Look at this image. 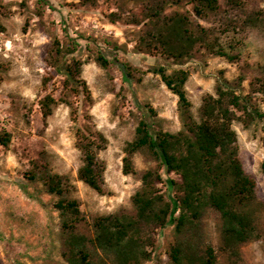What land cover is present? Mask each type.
Instances as JSON below:
<instances>
[{"label":"rangeland","instance_id":"1","mask_svg":"<svg viewBox=\"0 0 264 264\" xmlns=\"http://www.w3.org/2000/svg\"><path fill=\"white\" fill-rule=\"evenodd\" d=\"M217 9L205 19L192 16L209 28L223 45L235 44L240 60L203 54L179 66L157 54L134 48L141 25L130 20L140 17L143 5L134 0H97L84 6L78 0H0V130L10 133L6 146L0 145V264H67L62 257V235L54 195L45 192L40 180L31 181L27 172L49 169L66 177L70 195L77 199L87 222L99 215L133 213L131 196L140 186V175L156 162L140 153L133 156L135 175L122 172L125 143L134 136L142 109L152 107L165 131L181 128L178 98L158 74L148 71L164 66L168 72L182 67L189 72L185 83L190 112L196 119L206 93H213L220 71L233 80L245 70L243 92L249 90L254 67L264 62V0H216ZM190 0L178 9L191 11ZM2 12L4 13L2 15ZM111 13L117 17L111 18ZM58 40L73 45L66 58L81 62L79 76H65L50 67L48 49ZM114 45L117 48H114ZM129 65L126 78L118 62L105 68L94 61L97 53ZM79 81H84L87 91ZM50 95L51 114L44 120L41 101ZM264 112V97L257 95ZM239 156L247 173L257 182V195L263 206L256 216V235L242 244L240 259L220 250L217 214L209 211L203 219L204 231L216 248V264H264V119L244 127L233 122ZM101 135V138L97 136ZM95 135L103 145L96 153L100 164L102 191L77 179L82 153L79 138ZM160 171L162 169L160 168ZM168 179L179 181L173 173L159 184L170 189ZM79 230L88 233V224ZM173 241L172 223L155 230L150 260L143 264H168Z\"/></svg>","mask_w":264,"mask_h":264},{"label":"trees","instance_id":"2","mask_svg":"<svg viewBox=\"0 0 264 264\" xmlns=\"http://www.w3.org/2000/svg\"><path fill=\"white\" fill-rule=\"evenodd\" d=\"M78 1L84 6L97 3V0ZM134 1L143 5L141 16L130 20L141 25L134 45L137 52L159 54L179 66L203 54L221 56L229 62L240 60V50L235 44L223 45L192 16L193 12L205 19L216 11V0H190L191 11L176 8L183 0ZM255 14L264 17V9ZM114 17L116 14L111 13V18ZM74 49L73 45L54 40L46 59L68 82L80 73L81 62L66 58ZM94 61L103 68L111 61L118 62L100 52ZM118 64L125 77L131 78L132 68ZM148 71L158 74L177 96L181 128L176 132L165 131L152 107L141 110L134 136L123 148L122 172L136 174L133 162L136 153L153 160L157 166L141 173L140 186L131 196L133 213L104 214L87 222L79 202L70 195L65 176L46 167L40 171L30 169L26 174L31 181L40 180L45 192L56 197L53 207L58 211L62 257L67 264H143L152 256L155 230L171 222L173 241L168 249V264H216V248L203 228L204 217L213 211L217 214L220 250L238 260L242 244L256 235V216L263 201L257 195L255 178L243 167L233 122L247 127L264 119L257 100V95L264 97V62L255 65L247 92H243L242 86L245 70L233 80L220 71L214 92L202 97L198 119L190 112L186 69L177 67L168 72L159 65ZM79 82L87 91L85 82ZM53 102L50 95L41 101L44 120L51 114ZM97 136L101 138L100 134ZM10 137L9 132L0 130V145L6 146ZM77 146L82 153L77 179L101 192L102 175L96 153L103 145L96 141L95 135H82ZM260 168L264 174V159ZM170 173L179 177V181L168 179V187L174 191L172 196L170 189L162 192L159 188ZM82 224H88V233L79 230Z\"/></svg>","mask_w":264,"mask_h":264}]
</instances>
